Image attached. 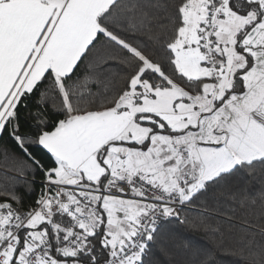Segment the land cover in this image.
Masks as SVG:
<instances>
[{
  "label": "snow or ice",
  "instance_id": "obj_1",
  "mask_svg": "<svg viewBox=\"0 0 264 264\" xmlns=\"http://www.w3.org/2000/svg\"><path fill=\"white\" fill-rule=\"evenodd\" d=\"M0 176V264H264V0H0Z\"/></svg>",
  "mask_w": 264,
  "mask_h": 264
},
{
  "label": "trees",
  "instance_id": "obj_2",
  "mask_svg": "<svg viewBox=\"0 0 264 264\" xmlns=\"http://www.w3.org/2000/svg\"><path fill=\"white\" fill-rule=\"evenodd\" d=\"M113 67L116 68L117 73L122 71V69L116 67L115 65ZM81 75H83V71ZM93 87H95V85H93ZM39 178L40 177L37 176V180H39ZM0 183H3L2 176H0ZM19 190L23 191V188L21 187ZM26 199L31 200V197H27ZM223 211H224L223 203H221L219 207L210 204L209 214L206 216L204 222L210 228L219 227L222 231L227 230L230 227V225L234 222L226 220L225 217L222 215ZM189 216L191 219H196L197 221L200 219V214L197 211L190 212ZM207 239H208L207 235L202 230H191L183 227H178L176 230V241H175L176 243H182L187 241L193 247H196V246L204 245ZM217 259L222 261L223 264H236V258L233 256L218 254Z\"/></svg>",
  "mask_w": 264,
  "mask_h": 264
}]
</instances>
